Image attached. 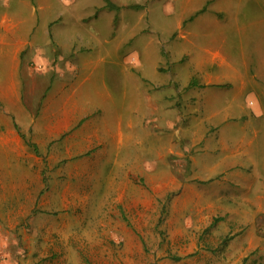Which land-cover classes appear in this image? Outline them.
<instances>
[{"label":"crops","instance_id":"1","mask_svg":"<svg viewBox=\"0 0 264 264\" xmlns=\"http://www.w3.org/2000/svg\"><path fill=\"white\" fill-rule=\"evenodd\" d=\"M52 2L20 0L23 8L16 14L0 6V217L25 214L18 206L13 210L14 201H33L34 209L39 199H92L89 184L99 167L137 166L131 156L120 155L138 141L134 121L142 112L141 102L131 105L124 117L114 108L106 115L100 107L111 97L98 90L95 71L103 58L76 65L62 58L61 52L72 48L67 36L55 39V18L41 19ZM200 53L192 71L199 73L198 82L184 84L178 93L188 136L179 126L177 134L188 138L192 152L176 150L183 180L171 213L178 226L177 248L188 264H204L208 258L241 264L264 243V175L259 176L264 171V54L251 69L242 55V66L253 73L245 81L241 68L219 48ZM223 90H230L238 103L245 92L254 91L255 110L237 115L227 106L215 110ZM147 91L141 95L152 110L151 102L158 101ZM161 103L168 110L167 100ZM120 174L110 179L111 193L118 189ZM240 227L244 230L237 234ZM3 238L7 231L1 227L0 246Z\"/></svg>","mask_w":264,"mask_h":264},{"label":"rangeland","instance_id":"2","mask_svg":"<svg viewBox=\"0 0 264 264\" xmlns=\"http://www.w3.org/2000/svg\"><path fill=\"white\" fill-rule=\"evenodd\" d=\"M51 1V10L41 19L55 18L51 30L55 39L67 36L72 48L61 52L62 58L74 65L103 58L95 71L98 90L110 93L112 100L101 104L106 115L114 108L124 117L131 105L141 102L142 112L134 121L138 141L120 155L131 156L137 166L99 167L89 184L93 190L89 200L39 199L34 209L33 201L12 202L13 210L20 208L25 214L0 217V228L7 231L0 264H188L177 248L176 215L171 216L183 182L178 177L176 150L192 152L188 138L182 140L177 134L179 126L188 136L178 93L184 84L198 82L199 73L192 71L206 48H219L241 68L245 81L249 79L245 75L253 73L242 66V55L251 69L264 54V0H109L117 10H110L103 0ZM0 6L14 14L23 8L20 0H0ZM49 47L53 52L54 43ZM143 89L152 90L157 98L158 102H151L152 110L145 107ZM253 94L245 92L238 103L230 90H223L213 108L231 107L235 115L250 113L257 106ZM166 121L172 126L166 127ZM119 172L118 189L111 193L110 179ZM263 173L261 169L259 176ZM240 228L237 234L244 230ZM234 236H226L220 249ZM203 260L204 264H236L235 259L229 263ZM241 264H264V243L259 242Z\"/></svg>","mask_w":264,"mask_h":264},{"label":"trees","instance_id":"3","mask_svg":"<svg viewBox=\"0 0 264 264\" xmlns=\"http://www.w3.org/2000/svg\"><path fill=\"white\" fill-rule=\"evenodd\" d=\"M103 1L108 4L107 6L109 7L110 10H117L118 9L115 5L111 4L109 0H103ZM133 8L140 9L141 7L140 6L134 7L133 6Z\"/></svg>","mask_w":264,"mask_h":264}]
</instances>
